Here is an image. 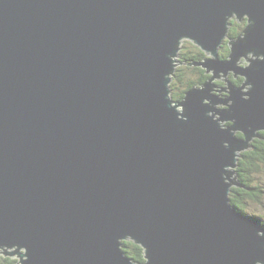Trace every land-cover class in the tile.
Here are the masks:
<instances>
[{
	"label": "water",
	"instance_id": "1",
	"mask_svg": "<svg viewBox=\"0 0 264 264\" xmlns=\"http://www.w3.org/2000/svg\"><path fill=\"white\" fill-rule=\"evenodd\" d=\"M185 38L214 76L177 100ZM262 130L264 0H0V252L18 264H264V226L229 199Z\"/></svg>",
	"mask_w": 264,
	"mask_h": 264
},
{
	"label": "trees",
	"instance_id": "2",
	"mask_svg": "<svg viewBox=\"0 0 264 264\" xmlns=\"http://www.w3.org/2000/svg\"><path fill=\"white\" fill-rule=\"evenodd\" d=\"M244 23V26L242 27H238L236 24V20H234V18L230 21L231 27H230V31L229 34L231 33L232 35H236L238 36L240 34V32H243V28L246 25V18L242 20ZM235 30V31H233ZM226 42V40H225ZM197 51H198V55L194 56V58H186L189 59L188 61H193L194 59L196 61H200L203 57V50L199 47H197ZM230 50H229V46L228 45H223L222 49L220 50L219 54L220 56H225L227 57L229 54ZM202 57V58H201ZM186 62V65L194 67L193 65H195V63L193 65H189V62ZM189 67V68H191ZM182 69L179 67V69H177V71H175V80L181 82L182 85L185 86V88L181 91L179 90L178 93H176L175 91L172 93V98L173 99H181L184 96V93L186 90H188L189 88H191L194 85H200L202 84L204 81H206L209 77L205 74V69L201 68H195V71L197 72V77L195 80H185L184 79V72L182 71ZM233 82H236L237 84L242 83L243 78L239 79H234L233 76L231 75L230 78ZM174 86V85H173ZM172 86V87H173ZM174 88V87H173ZM260 138H257L254 140L253 143H251V147L247 150H245V152L243 151L241 153V157L239 158L238 162H237V167H236V173H237V177H238V181L240 182L241 180H244L243 184L246 188V194L245 195H238V186H233L231 188V192L229 194L231 203L240 211L247 213L245 209H248L246 207V205H248V202L252 201V202H256L259 199V194H260V190H255L254 186L256 184H254L253 181H251V174L255 171L258 170V163L260 164H264V130L259 132ZM239 137H242L243 135L241 133H238ZM262 137V138H261ZM253 145V148H252ZM252 148V149H251ZM251 149V150H250ZM250 160V161H249ZM254 216L260 220L261 216L259 215H255ZM263 226L264 223L261 221L260 222ZM122 249L124 251V253H126V255H128L129 257H131L133 260H135L138 263H144L145 259H144V252H143V248L139 245L136 244L134 241L132 240H123L122 241ZM0 264H17L15 260L11 259L10 257H3L0 255Z\"/></svg>",
	"mask_w": 264,
	"mask_h": 264
},
{
	"label": "rangeland",
	"instance_id": "3",
	"mask_svg": "<svg viewBox=\"0 0 264 264\" xmlns=\"http://www.w3.org/2000/svg\"><path fill=\"white\" fill-rule=\"evenodd\" d=\"M234 20H236V24H237L238 27H241V26L243 27L244 26V23L245 22H243L242 20L239 21L238 18H236V17H234ZM224 40H226V42H224L226 44L227 41H228V39L225 37ZM225 44H222V46L225 45ZM226 45H228V44H226ZM197 47H199V46L196 43H194L193 41H191L188 38H185V39H183V41L181 43V47H180L179 53L177 54V56H175V59L177 61L176 62V69H175V71H177V69H179V67L184 68V69H182V71L184 72V79L185 80H188V81L189 80H195L196 77H197V72L195 71V68H197V67L198 68H201L200 65H196V64L193 65L194 63L198 62L195 59L193 61H188L189 59H186V58H191L192 56H193L192 58H194V56L198 55L197 54L198 53ZM221 49H222V47L220 48V50ZM202 57H201L202 59L200 61H202L203 59L207 58V53L204 52ZM187 61L190 63L189 65H193L194 67H191V66L186 65V62ZM241 61L242 62L239 63V65H241V66H244V64H246V65L248 64V61H246L245 58H242ZM189 67H191V68H189ZM231 73L234 75V72L233 71H230L229 74H228V76ZM205 74L209 78H211L212 76H214V74H212L211 72H206V69H205ZM237 77L243 78V76H241L240 74L238 76H236V78ZM236 78H234V79H236ZM230 81H232V80L230 79ZM242 82H243V80H242ZM213 83L216 85V87L218 89V90L213 91V93H215L218 97L219 96L220 97H226L228 95V92L224 90V88H228V83L227 82H225L222 78L219 77V78H214ZM235 85H237V86L239 85L240 86L241 83L240 84H235ZM170 87H171V93H170L171 95H172V93L174 91L176 93H178L179 90L182 91L185 88V86L182 85L181 82L175 80V72L172 75V79H171V82H170ZM217 106L219 108L226 107V105H219V104H217ZM227 124H229V122L228 121H224V125L226 126ZM224 125H223V127H225ZM257 138H259V137H255L250 142L253 143L254 140L257 139ZM252 148H253V145H252ZM229 169H230V167H229ZM232 169H235L236 170V168H232ZM250 177H251V181H253L254 184H256L258 186V188L260 190V194H259V199L256 202H252V201L248 202V205H246V207L248 209H245V210L249 214H255V215L261 216L260 220L264 223V164L258 163V170L255 171V172H253ZM261 221H259V222H261ZM123 240H130V239H123ZM24 250L25 249L23 248L22 251L24 252ZM0 255L3 256V257H6L7 256V255H2V254H0ZM7 257H10V256H7ZM10 258L13 259V260H15L16 263H18L19 262V259H20L19 256H17V257H10ZM144 259H145V257H144Z\"/></svg>",
	"mask_w": 264,
	"mask_h": 264
},
{
	"label": "bare ground",
	"instance_id": "4",
	"mask_svg": "<svg viewBox=\"0 0 264 264\" xmlns=\"http://www.w3.org/2000/svg\"><path fill=\"white\" fill-rule=\"evenodd\" d=\"M244 19H245V17H244ZM230 24H232V23L230 22ZM246 25H247V20H246ZM246 25H245V27H246ZM230 26H231V25H229V27H228V35H229V29H230ZM245 27H244V28H245ZM244 28H243V29H244ZM227 37L229 38V37H231V36L229 35V36H227ZM224 42H225V40H224ZM221 47H222V46H221ZM219 57H221V56L219 55ZM245 60L247 61L246 58H245ZM198 62H200V61H198ZM220 76H221V75H220ZM220 76H218V77H220ZM219 97H220V96H219ZM181 99H182V98H181ZM215 117H216V116H215ZM229 124H230V122H229ZM227 125H228V124H227ZM227 125H226V126H227ZM238 133H240V131H237V132H236V136H238ZM241 134H242V132H241ZM242 135H243V134H242ZM238 137H239V136H238ZM242 137H243V136H242ZM250 147H251V143H250ZM250 147L246 148V150L249 149ZM244 151H245V150H244ZM242 152H243V151H242ZM242 152H241V153H242ZM240 157H241V155H240ZM240 157H239V158H240ZM239 158H238V160H239ZM238 160H237V162H238ZM229 167H230V166H228L227 168L229 169ZM236 167H237V163H236ZM236 167H235V168H236ZM234 176H235V178L238 180L237 173H236V170H235V169H234ZM233 186H235V185H233ZM233 186H230V192H231V188H232ZM229 194H230V193H229ZM229 199H230V197H229ZM230 203H231V200H230ZM231 205L234 206L232 203H231ZM234 207H235V206H234ZM235 208H236V207H235ZM241 212H242V211H241ZM243 213H244V212H243ZM245 214H248V215H251L252 217H255L254 214H249V213H245ZM4 249H6L7 251H11V250H14V247H11V248H9V247L6 248V247H5ZM0 250L2 251V248H1ZM0 254L10 256V255H8V254L1 253V252H0ZM10 257H11V256H10ZM22 258H23V257H22ZM17 264H18V263H17Z\"/></svg>",
	"mask_w": 264,
	"mask_h": 264
},
{
	"label": "flooded vegetation",
	"instance_id": "5",
	"mask_svg": "<svg viewBox=\"0 0 264 264\" xmlns=\"http://www.w3.org/2000/svg\"><path fill=\"white\" fill-rule=\"evenodd\" d=\"M233 31H235V30H233ZM235 32H236V31H235ZM230 36H231V37H236V35H232L231 33H230ZM224 44H225V43H224ZM226 44H227V43H226ZM222 47H223V46H222ZM219 52H220V51H219ZM219 55H220V54H219ZM227 55H228V54H227ZM221 58H226V57H225V56H221ZM231 75L233 76V78H236L232 73L229 75V78H230ZM237 78H239V77H237ZM237 78H236V79H237ZM232 82H233V81H232ZM233 83H234V84H237L236 82H233ZM243 181H244V180H241L240 183H243ZM237 188H238V190H237L238 192H237V193H238L239 196H241V195H245V194H246V191H245L246 189H245L244 187H242V186H238ZM255 190H259V188H258L257 185L254 186L253 191H255Z\"/></svg>",
	"mask_w": 264,
	"mask_h": 264
}]
</instances>
